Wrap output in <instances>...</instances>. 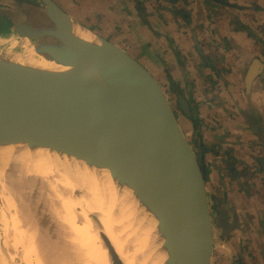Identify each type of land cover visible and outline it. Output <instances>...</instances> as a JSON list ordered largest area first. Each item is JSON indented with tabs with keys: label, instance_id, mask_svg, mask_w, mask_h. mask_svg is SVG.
<instances>
[{
	"label": "water",
	"instance_id": "water-1",
	"mask_svg": "<svg viewBox=\"0 0 264 264\" xmlns=\"http://www.w3.org/2000/svg\"><path fill=\"white\" fill-rule=\"evenodd\" d=\"M10 1L16 12L0 6V19L69 69L0 57V144L26 142L108 167L158 215L169 264H216V226L228 233L232 225L212 214L202 148L184 131L161 82L104 36L96 33L101 47L78 37V22L55 0ZM180 103L191 116L183 97ZM108 247L113 264H123Z\"/></svg>",
	"mask_w": 264,
	"mask_h": 264
},
{
	"label": "crops",
	"instance_id": "crops-1",
	"mask_svg": "<svg viewBox=\"0 0 264 264\" xmlns=\"http://www.w3.org/2000/svg\"><path fill=\"white\" fill-rule=\"evenodd\" d=\"M55 1L137 58L167 89L177 85L174 112L192 143L207 148L212 214L232 225L228 233L216 226V264H264V0H147L160 36L144 24L134 0ZM0 6L17 8L10 0Z\"/></svg>",
	"mask_w": 264,
	"mask_h": 264
},
{
	"label": "bare ground",
	"instance_id": "bare-ground-1",
	"mask_svg": "<svg viewBox=\"0 0 264 264\" xmlns=\"http://www.w3.org/2000/svg\"><path fill=\"white\" fill-rule=\"evenodd\" d=\"M74 32L101 47L82 24ZM20 41L19 51L13 45L0 57L45 70L69 69L39 54L28 39ZM9 158L21 171L13 170L10 178L1 170L12 167ZM0 201V264H113L108 244L123 264H169L158 215L108 167L26 142L0 144Z\"/></svg>",
	"mask_w": 264,
	"mask_h": 264
},
{
	"label": "rangeland",
	"instance_id": "rangeland-1",
	"mask_svg": "<svg viewBox=\"0 0 264 264\" xmlns=\"http://www.w3.org/2000/svg\"><path fill=\"white\" fill-rule=\"evenodd\" d=\"M146 1L147 0H145V7H147L146 6ZM177 15L180 16V18L184 19L181 14H177ZM147 19H148V17H147ZM142 20H143L144 24L148 25L153 30L154 34L160 36V32L156 29V23H152L150 21V19H148V22H145L144 19H142ZM184 21H185V19H184ZM84 25L87 28H89L90 30L94 31L95 33H98V34L102 35L101 32H99L98 30H95L93 27H91V26L88 27V25H86V24H84ZM15 37H17V36L12 31V22L5 21L3 19H0V39L1 38H5L4 41H0V52L1 53H4V52L6 53V51L8 50L7 48L10 49V47H12L13 45H15L13 47V51L14 52L20 50V46H22V43H21L20 40H19V42L16 43ZM149 52H150L149 53L150 54L149 57H154V59L157 58V55H156V51L155 50L154 51H150L149 50ZM165 68H166V73L168 74L170 68L168 67V65H166ZM170 85H171V83H170ZM164 89L166 91V94L168 95V98H169L170 102H172L173 104L176 103V98H175L174 91L171 88H168L167 89V85H164ZM188 137L190 138L191 141H193L192 140L193 139L192 134H188ZM9 163H10V166H12L14 169L12 167H10V166H9L10 168H8L6 166H2L1 167V170L3 171V173L5 174V176H7L8 178H10L9 174H11V172H12V174H16V173H14L16 171H18L19 173L21 172L18 168H17L18 170L16 169V164L11 159H10ZM13 170H14V172H13ZM14 183H16V182H14ZM0 203H1V201H0ZM1 232L3 233V228L2 227H0V233Z\"/></svg>",
	"mask_w": 264,
	"mask_h": 264
},
{
	"label": "trees",
	"instance_id": "trees-1",
	"mask_svg": "<svg viewBox=\"0 0 264 264\" xmlns=\"http://www.w3.org/2000/svg\"><path fill=\"white\" fill-rule=\"evenodd\" d=\"M134 1L136 3V8L138 9L140 16L142 17V19H144L145 22H148V19H147L148 12H147V9L145 7V0H134ZM177 1H179V0H170V2L172 4L176 3ZM184 1L187 2V0H184ZM207 1H208V3L214 2V4H222V5L230 4L229 2H227V0H207ZM175 13L176 14H181L182 17L185 19L186 23H190L191 22L190 16L188 15V13L185 10L176 9ZM239 27H241L240 24H239ZM171 84H174V83L172 82ZM176 88H177V85H175V84L172 85V87H171L172 90H175ZM194 117H195V115H194ZM194 145H195L196 148H199V146H200L202 148L203 154L207 151V148L202 147L200 142H198V144H196L194 142ZM204 164H205L206 177H207L208 176V168H207L206 163H204Z\"/></svg>",
	"mask_w": 264,
	"mask_h": 264
}]
</instances>
